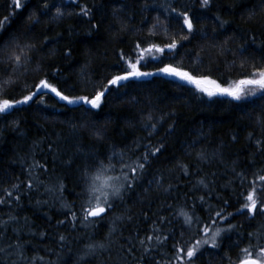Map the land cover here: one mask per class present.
<instances>
[{"label": "trees", "instance_id": "16d2710c", "mask_svg": "<svg viewBox=\"0 0 264 264\" xmlns=\"http://www.w3.org/2000/svg\"><path fill=\"white\" fill-rule=\"evenodd\" d=\"M37 2L32 0L23 9H14L12 0H0V19L11 12L15 15L10 20L7 34L12 35L17 30H25L27 18L37 7ZM57 6H62L66 11H78L69 7L70 0H51ZM128 7L121 13L126 22L139 31L120 33V24L113 17V8L120 7L112 0H80L92 8L93 17L71 16L63 21L49 25V37H56L55 41H49L39 57H46L52 49L56 50V56L45 64V70H50L49 65L59 67L62 70L61 90L68 95H90L93 93L92 84L85 87L81 83V68L87 65L88 74L95 83H106L103 79L109 74H118L116 62L119 60L118 52L123 49L126 55L131 54L133 41L147 34L148 28L159 14L160 19H165L161 9L150 8L147 12H141L140 5L148 3L156 5L164 0H124ZM180 4H186L199 17L198 29L207 32H198L190 42L179 49L178 61L183 58L184 65L191 68V60L199 53L203 57V74L211 75L213 79L224 83L225 79L241 78L238 69L230 68L231 54L213 59L215 52L212 44H220L230 39V46L235 49L248 35L257 37L256 43L260 45L264 41V27L251 23L245 19L252 9L259 10L262 0H214L209 9H202L198 0H180ZM94 5V7H93ZM179 6V5H174ZM54 12L55 9L53 8ZM132 16V19H128ZM228 21L221 28L215 17ZM29 37L35 36L39 44L42 40L40 33L48 22L47 17L41 18ZM99 25L93 30L92 25ZM215 29V31H213ZM178 26H173L170 32H178ZM57 33L61 36L57 37ZM120 39H115V36ZM7 39V37H6ZM152 42L166 43V38L157 36L151 38ZM71 49V56L63 55ZM203 50V51H202ZM191 53V55H189ZM171 54H169V57ZM250 58H259L261 53L256 47L250 49ZM165 63L173 62L165 59ZM162 66L158 62H148L142 71H154ZM259 66V65H258ZM210 69V71H209ZM41 72L38 75L42 76ZM38 77H29V83ZM67 78V83H64ZM100 78V79H97ZM21 80V85H23ZM55 82V81H54ZM180 81H174L172 77L157 74L156 76L143 77L140 80L128 82V86L117 92H111L101 110L85 112L76 105H66L52 93L43 97L37 96L34 101L26 105L18 106L10 115H0V196L4 195L3 189L13 192L11 204H0V220H8V216L14 215L18 222H10L4 237L0 239V246H5L16 240L19 234L20 240L25 245V255L33 257L39 255L46 261H55L56 264H78V257L82 253L83 245L89 237L102 239L108 232L109 225L114 215L130 214L133 219L125 220L121 224L123 235H137L143 238L151 233V229L157 226L161 235H170L171 229L177 236L183 230L182 217L176 218L175 213L181 207L194 209L197 215H207V205H202L198 200L200 196H206L209 203L218 205L216 197L228 199L233 207L228 211H234L237 204L233 198V190L239 192V180L235 177L232 168L236 171L243 170L249 179L253 173L264 167V154L257 152L255 139L264 138V128L257 123L258 118L264 116V101L258 98L252 102H236L228 97L208 98L195 92L191 86L179 87ZM75 86L76 91L69 89ZM46 91V90H45ZM25 92L17 88L11 95L19 99ZM44 103H39L40 99ZM148 113L153 114V123L158 117L165 116L160 122L156 133L150 138L153 145L163 143L164 149L152 159L151 166L135 191L125 197L124 203H118L114 212L109 213L99 221L95 228L85 229L83 225L73 221L68 208L63 204H69L80 216V203L84 182L81 177V169L89 163L88 153L92 150L99 153L109 152L114 145L116 148H131L140 140L146 142L151 129L144 128V117ZM169 113L174 115L169 116ZM19 121L18 127L14 122ZM88 125L74 133L72 125ZM174 124V131L169 132L168 127ZM91 125L103 128L105 138L98 142L91 135ZM254 134V139L249 140V134ZM235 137V139H233ZM51 145V148L49 147ZM77 145H82V151H77ZM205 150L207 153H220L206 163H199L196 153ZM143 148L139 150L142 152ZM139 152L137 154H139ZM253 154H255L253 156ZM38 161L47 166V171L40 168L32 169V175H39L44 183L38 188L28 190L26 183L21 184L19 193L11 189V185L26 182L29 178L28 169ZM68 161H71L69 164ZM190 165L189 175L175 169L177 162ZM254 161V162H253ZM235 162V164H234ZM164 179L162 186L157 190L155 180ZM204 178L208 188H204L197 182ZM153 181L149 184L148 181ZM62 182L63 193L46 192L49 185ZM173 187L168 189V185ZM248 186L247 181L245 187ZM148 189V192H145ZM168 189V191H164ZM210 193V194H209ZM19 194L21 199L16 202L14 197ZM41 201V203H37ZM47 201V203H43ZM127 209H131L128 213ZM166 217L167 221L161 222L159 218ZM27 218V223H25ZM58 221H64L59 224ZM231 223L241 225L239 232L245 235L241 238L231 234L230 238L223 240L222 248L207 249L204 254L195 261V264H228L223 259L225 254L237 261L240 248L248 243L247 233L254 232L257 227L264 224V216H257L249 220L245 215H237L231 219ZM18 229L19 233L14 231ZM40 233H44L43 236ZM64 235L67 240L61 246L59 236ZM188 239V235H185ZM239 240V247L234 243ZM135 243V239L132 241ZM255 243V240L252 241ZM175 240L170 238L165 242L161 252H171V245ZM136 255L141 254L142 249L137 244ZM122 255V254H121ZM113 256H117L116 249ZM159 259V255L156 256ZM15 256L0 254V264H12ZM238 263V261H237ZM87 264H99L94 259H89ZM109 264H112L109 261ZM127 264H134L129 258Z\"/></svg>", "mask_w": 264, "mask_h": 264}, {"label": "snow or ice", "instance_id": "6c2138e0", "mask_svg": "<svg viewBox=\"0 0 264 264\" xmlns=\"http://www.w3.org/2000/svg\"><path fill=\"white\" fill-rule=\"evenodd\" d=\"M31 2L32 0H12V7L23 9ZM112 2L120 5V7L112 10L113 17L120 24L119 32L139 31L131 27L121 16V13L128 7L124 0H112ZM198 2L200 8L209 9L214 0H198ZM68 6L74 9L78 8V11H66L64 7L57 6L51 0H43V3L37 2L36 9L27 18L26 29L17 30L12 35L7 34V29L15 12L13 11L8 16L0 19V115H10L14 110H18V106L26 105L34 101L37 96L43 97L47 93L54 94L60 101L66 102V105L79 106L85 112L101 110L111 92L119 93L121 89L128 86V82L140 80L143 77L156 76L157 74L172 77L174 81L181 82L178 85L179 87L191 86L195 92L208 98L228 97L232 101L252 103L255 102L252 98H258L264 101V41L257 45L255 35H248L247 38L241 36L240 39L243 42L239 43L235 49L230 46L231 38L220 44L211 45L215 52L213 59L218 60L231 54L233 58L229 63V67L239 70L241 76L239 79H225L224 83H221L220 80L213 79L211 75L203 74L201 69L204 61L199 53L196 54L194 60H191V68L184 65L183 58L176 60L179 49L183 48L186 42H190L198 32H203L202 29L197 28L199 17L186 4H180V0H164V2L156 5L142 3L140 5L142 13L147 12L150 8H158L165 14V19L161 20L159 14L154 18L147 34L133 41L131 54L126 55L123 49L119 50V60L116 62L118 74H109V76L104 77L106 83H95L88 74L87 65H85L80 71L81 83L85 87L91 83L93 93L90 95H68L61 90V68L49 65L50 70H45L46 62L56 56V50H50L46 57L38 56L49 41L54 42L56 39V37L46 35L51 30L49 25L61 22L66 17L73 15L88 17L89 19L93 17L92 8L87 4L80 3V0H70ZM53 8L55 9L54 12L52 11ZM42 17H47L48 22L40 33L42 40L37 44L36 37H29V33L41 24ZM132 18V16L128 17V19ZM245 19L264 27V0H262L261 8L250 10ZM215 20L221 28L228 23L219 16H216ZM174 25L178 26V32H170ZM98 27L97 24L92 25L93 30L98 29ZM203 35L206 37L207 32H203ZM60 36L61 34L57 33V37ZM157 36L166 38L168 42L163 44L152 42L151 38ZM114 38L120 39V36L117 35ZM253 47H256L261 53L258 59L249 56L250 49ZM169 54H171L170 57ZM63 55L71 56V49ZM165 59H171L173 62L165 63ZM148 62H158L162 66L157 67L154 71H142L141 68L146 67ZM41 72L44 74L39 76L38 74ZM29 77L38 78L29 83ZM21 80L24 81L23 85L20 83ZM64 83H67V78H64ZM17 88L26 93L19 99L11 95ZM69 90L75 92L76 87L72 86ZM37 102L44 103V100L41 98ZM171 115H174V113H169V116ZM153 119L152 113H148L144 117V128L151 129L148 132V137L144 138L146 142L138 140L135 146L131 148H116L113 145L109 152L99 153L92 150L87 154L90 162L81 169L84 189L81 194L80 216H77L71 205L66 203L62 205L69 209L74 222L73 228L76 227L75 222L77 221L85 229L95 228L99 221L103 220L109 213L114 212L118 203H124L125 197L140 186L151 166L152 159L161 153L165 147L162 142L153 145L150 140L156 133L159 123L164 121L165 116L161 115L156 118V123H153ZM257 123L261 128H264V116L259 117ZM18 125L19 121H15L14 126L18 127ZM81 128L87 129L88 125H72L74 133ZM174 128L175 125L170 124L168 131H174ZM90 131L96 141L102 142L104 140L105 130L103 128L91 125ZM248 139L253 140L254 134L250 133ZM49 147L51 148V145ZM76 147L78 152L82 151V145ZM255 147L257 152L264 154V138L255 139ZM141 148H143V151L139 152ZM138 152L139 154H137ZM217 155L222 154H209L201 149L196 153V158L199 163H206ZM68 163L70 164L71 161H68ZM174 167L185 176L190 174V165L187 163L178 161ZM35 168L47 171L46 165L34 161L28 169L29 178L27 181L13 184L11 189H15L19 193L21 184L26 183L28 190L42 185L44 182L39 179V175H32V169ZM232 171L239 180L241 189L239 192L233 190V198L239 205L234 211H228L229 208L233 207L228 199L216 197L219 204L213 205L208 202L206 196H200L198 200L201 204L207 205L206 216L197 215L194 210L196 208L195 203L191 208L183 206L175 213L177 219L183 218L181 221L183 230L179 232L178 236L171 229L169 230L170 235H161L160 229L155 226L154 222L151 233L145 234L143 238L138 235L135 238L131 235L128 237L123 235L121 224L125 220L131 221L133 219L132 215L124 213L114 215L108 232L102 239L89 237L88 242L83 245L82 253L78 257V264H87L89 259H94L99 264H109V261L112 264H127L129 258L134 261V264H195V261L207 249H221L223 240L226 237L230 238L231 234H236L242 238L245 234L239 232L241 225L231 223V219L237 215H245L249 220H254L257 216H264V167L257 169L253 173L252 179H249L243 170L237 172L235 166ZM163 179L164 177L161 176L160 179L155 180L157 190L162 186ZM246 181L248 183L247 187H245ZM148 183L152 184L153 181L150 180ZM197 183L204 188L209 186L204 178L199 179ZM64 187L63 183L59 182L56 185L47 186L45 191L63 193ZM172 187L171 184L168 185V189ZM168 189H164V191H168ZM3 192L4 195L0 196V204H11L13 192L7 188L3 189ZM145 192L147 193L148 189H145ZM14 199L19 202L21 196L17 194ZM37 203H41V201H37ZM43 203H47V201ZM127 212L130 213L131 209H127ZM159 219L161 222L167 221L166 217ZM10 222H18V218L10 214L8 220H0V239L4 237L7 225ZM167 222L171 223V221ZM25 223H27V218H25ZM58 223L63 224L64 221H58ZM14 231L19 233L18 229H14ZM186 234L188 239H185ZM40 235L43 236L44 233H40ZM246 235L248 243L245 247L240 248L237 254L238 264H264V224L259 225L254 232H249ZM170 238L175 240V243L171 245L172 251L161 252L160 249L164 247L165 242ZM133 239H135V243L132 242ZM66 240V236H59L61 246ZM253 240H255V243L252 242ZM137 244L142 249L139 256L136 255L138 251ZM234 246L239 247V240L234 243ZM114 249L117 252L116 257L113 256ZM0 254L9 257L15 256L16 260L12 261V264H56L55 261H46L44 257L39 255L27 257L25 255V245L20 240L19 234H17L14 242L0 246ZM157 255H159V259L156 258ZM223 259L228 264H237V261H233L232 257L227 254Z\"/></svg>", "mask_w": 264, "mask_h": 264}, {"label": "rangeland", "instance_id": "374dc122", "mask_svg": "<svg viewBox=\"0 0 264 264\" xmlns=\"http://www.w3.org/2000/svg\"><path fill=\"white\" fill-rule=\"evenodd\" d=\"M47 91V90H46Z\"/></svg>", "mask_w": 264, "mask_h": 264}, {"label": "water", "instance_id": "95a60500", "mask_svg": "<svg viewBox=\"0 0 264 264\" xmlns=\"http://www.w3.org/2000/svg\"><path fill=\"white\" fill-rule=\"evenodd\" d=\"M238 264V263H237Z\"/></svg>", "mask_w": 264, "mask_h": 264}]
</instances>
